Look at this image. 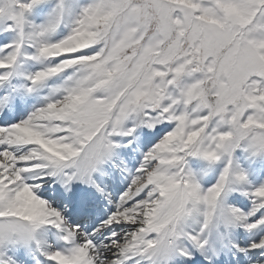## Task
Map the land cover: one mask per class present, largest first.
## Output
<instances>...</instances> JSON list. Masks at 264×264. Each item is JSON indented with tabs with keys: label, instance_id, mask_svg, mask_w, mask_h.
<instances>
[{
	"label": "snow or ice",
	"instance_id": "snow-or-ice-1",
	"mask_svg": "<svg viewBox=\"0 0 264 264\" xmlns=\"http://www.w3.org/2000/svg\"><path fill=\"white\" fill-rule=\"evenodd\" d=\"M0 264H264V0H0Z\"/></svg>",
	"mask_w": 264,
	"mask_h": 264
}]
</instances>
